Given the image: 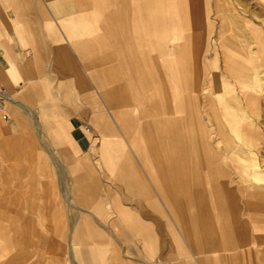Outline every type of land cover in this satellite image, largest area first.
<instances>
[{"label":"crops","instance_id":"obj_1","mask_svg":"<svg viewBox=\"0 0 264 264\" xmlns=\"http://www.w3.org/2000/svg\"><path fill=\"white\" fill-rule=\"evenodd\" d=\"M194 1L90 0L89 28L73 21L64 24L71 40L68 45L84 57L83 62L92 72L99 88L97 93L106 107L94 118L100 131L94 142L99 153L94 167L104 166L124 183L127 191L148 199L158 216L182 226L188 235L200 236L202 252L215 253L205 263L264 264V186L257 184V172L246 173L247 159H252L256 151H245L239 146L242 126L236 120L242 111L237 76L241 60L232 58L230 78L226 76L222 60L230 55L203 56V36L211 28L207 27L202 10ZM6 2L0 0V7ZM12 3L4 13L9 21L17 20L16 33L9 35L12 43L5 45L11 70L18 67L19 78L25 80L40 116L49 118L52 128L56 126L59 133L72 135L77 124L73 116L64 112L65 102L58 98L66 92L60 90L62 86L53 74L46 72L48 58L43 55L46 36L43 31L50 20L60 21L66 15V8L67 13L71 10V3L73 8V2L19 0ZM194 8L197 12L200 10L199 22L194 21ZM21 11L27 14L25 19L20 17ZM248 30V55L252 57L249 51L254 45L255 54L263 56L264 35L256 27ZM224 34L219 28V45L231 52H241L229 48ZM24 46L38 48L30 53L33 61L27 69L22 66L24 56L18 49ZM57 58H69L68 51L64 49ZM251 59L258 63L264 80V65L259 58ZM225 86L233 89L229 106L226 99L228 102L231 94L226 95ZM0 99L13 102L4 94ZM23 108L39 132L38 114ZM224 111H232L233 117L223 119ZM109 117L124 128L127 150L121 141L108 138L110 134L102 131L107 130ZM252 122L256 127V122ZM245 137L251 147H262L263 140L256 132L251 131ZM26 141V138H11L0 142V152L11 154L0 155V161L29 157L24 154L27 148L20 144ZM26 173L11 166H0V264H14V247L21 248L22 253L32 246L49 247L48 235L43 237L42 244L29 241L26 211L45 216L48 212L36 200L28 202L29 195L20 181ZM41 174L48 177L50 172L43 169ZM91 179L92 197L100 199V182L94 169ZM23 180L26 181L25 177ZM40 185L43 187V183ZM107 196L112 199L108 191ZM135 211L134 207L115 205L113 212L117 218L108 224L110 231L116 234L117 229L122 242L129 241L126 231L135 232L142 236L146 247H155L157 242L150 224ZM91 227L93 238L98 240L104 236L99 227L93 224ZM46 228H49L47 224ZM167 231L173 234L172 228L168 227ZM75 236L79 237L76 233ZM174 236L176 248L182 254L175 264H191L178 237ZM117 240L109 243L106 264H125L121 263ZM86 251L87 248L83 250ZM41 258L40 252L37 260Z\"/></svg>","mask_w":264,"mask_h":264},{"label":"rangeland","instance_id":"obj_2","mask_svg":"<svg viewBox=\"0 0 264 264\" xmlns=\"http://www.w3.org/2000/svg\"><path fill=\"white\" fill-rule=\"evenodd\" d=\"M17 1L19 0H7L6 4L0 7V92L10 96L13 100L10 102L0 99V142L11 138H26L27 141L20 144L21 147L24 145L27 148V153L24 154L29 155V157L32 155V158H6L3 162L0 161V166H11L18 172H27L20 181L24 184L25 191L29 195L28 202H35L36 200L42 209L44 211L46 209L48 212L45 216L40 215V213L37 214V212L26 211L30 232L29 241L42 244L43 237L48 235L46 240L49 247L32 246L27 249L26 253H22L21 248L14 247L12 252L16 253V259L13 263L54 264L53 260L56 259L57 264H60V261L67 264H106V258L109 255V243L118 239L121 263L175 264L178 263L176 258H180L182 255L174 243V235H176L191 264H217L216 262L205 263V259L214 258L215 253L202 252L203 246L200 236L198 238V236L188 235L182 231V226L158 216L153 211L148 199L139 193L127 191L124 183L104 166L94 167L99 156L94 142L100 136L94 118L102 113L106 107L97 93L99 88L92 78V72L86 68V64L83 62L84 57L75 48H70L68 43L71 40L68 31L64 29V24L70 21L79 22L83 28L90 27L92 22V10L89 6L90 2H88L90 0H71L73 8L71 3L69 5L71 10L67 13L66 8V15L57 23L50 20L51 22L49 21L46 27L44 26L45 31H43V36L46 33V36L43 37V55L48 58L46 72L53 74L55 80L62 86L60 90L66 92L60 94L58 98L65 102L62 104L66 108L64 112L73 116L71 118L77 124L72 135L59 133L56 126L53 125L54 129L52 128L49 118L40 116L36 105L31 100L25 80L19 78L18 67L14 66L11 70V62L6 54L8 47L5 45L12 43L13 39L9 35L16 33L17 20L9 21L8 16L4 13L5 10H9L11 2L14 5ZM196 2L203 12L206 23L211 24V31L209 33L207 31L203 36V56L212 58L213 52L218 58H222V54L230 55L231 59H228V63H223L226 76L230 78L233 76L231 74L232 58H240L241 60L239 75L237 76L240 82L239 92L242 111L240 116L238 115L236 118V120H240L239 123L242 126L240 146L245 151H252V149L256 151V155L252 157L253 160L247 159L245 169L246 173L257 172L256 182L258 185L264 186V80L261 79L258 63L255 64L254 60L251 59L259 58L260 55L255 54L254 45L250 48L249 52L252 55L250 57L247 50L246 52H231L227 47L219 45L218 41L220 21L224 20L227 22V20L236 19L235 22L241 25L239 26L240 31L239 28L233 27L227 29V36L225 35V37L227 40L229 37L230 43L237 45L246 43L248 41L247 34L250 33L248 29L252 27H256L264 35V0H195L194 3ZM14 15L16 14L14 13ZM19 15L24 19L27 17L24 11H21ZM195 15L200 20V10L197 12L194 8ZM69 18L72 19L65 20ZM3 19L4 25L2 24ZM243 25L245 27L242 28ZM236 36L240 39L238 40ZM2 43H5L4 47L1 46ZM18 49L24 56L22 58L23 68H30L33 61V56L30 53L38 50V48L24 46ZM64 49L68 51L69 58H57ZM230 49L237 50V48ZM260 58V63L263 65L264 55ZM222 60L225 61L224 58ZM99 63L101 62L99 61ZM223 64L221 63V65ZM256 65L257 68L255 69ZM243 68L249 71L244 72L245 69L243 70ZM229 92L231 99L228 100L230 103L226 99L228 106L232 104L233 89L232 86H225L226 95ZM23 107L38 114V121L41 126L39 132L34 126L32 117L26 113ZM227 113L229 116L225 117L226 120L230 119L233 112L228 111ZM252 121L256 122V127ZM84 125L90 129L89 133L84 131ZM245 125L247 126L245 127ZM102 131L110 134L108 138L121 141L124 150L128 149L129 145L126 140L124 141V128L119 125L117 120L109 117L107 130ZM251 131L252 133L256 132L262 138V147L253 148L248 143L245 136H248ZM233 133L236 134L235 131ZM5 153L1 151L0 155ZM6 154L7 156L11 155L9 152ZM43 169L50 172L48 177L41 174ZM92 169L96 171L99 178L100 199L92 197ZM230 176H233L232 172ZM24 177L26 181L23 180ZM41 183H43V187L40 185ZM87 186H91L89 191H84ZM107 191L110 192L112 199L107 198ZM114 204L121 207H134L136 209L135 214L150 224L157 245L153 248L146 247L142 236L135 232L126 231L129 237L128 242L131 243L128 247L129 243L122 242L117 229L116 234L112 233L108 224L117 218L113 212ZM92 224L102 231L104 235L102 238L97 240L92 237ZM168 227L173 229V234L167 231ZM75 233L78 234V238H76ZM76 247H78V251ZM85 248L87 251L84 253ZM76 251L79 252V255ZM40 252L41 261L37 260ZM80 252L84 253L85 260L83 261ZM172 258L175 259L168 261Z\"/></svg>","mask_w":264,"mask_h":264},{"label":"bare ground","instance_id":"obj_3","mask_svg":"<svg viewBox=\"0 0 264 264\" xmlns=\"http://www.w3.org/2000/svg\"><path fill=\"white\" fill-rule=\"evenodd\" d=\"M216 15H218L217 13H216ZM198 19H199V17L197 16V15H195L194 16V21H196V22H199L198 21ZM235 20L236 19H232V20H230V21H228L227 20V22L224 20V21H220V28L222 29V33L224 34V36L226 35V31H227V29H231L232 27L233 28H239V26H241V25H238L236 22H235ZM238 21V20H237ZM207 27L208 28H211V26L207 23ZM243 27H245L244 25L242 26V28ZM237 30V29H236ZM241 30V28H239V31ZM238 31V34H240V32ZM253 32H254V30H252ZM231 32H233V31H231ZM237 32V31H236ZM242 32V31H241ZM246 33H247V31H245ZM229 33H230V31H229ZM233 34V33H232ZM237 37V36H236ZM245 37V36H244ZM243 37V38H244ZM259 40H261V38H259V37H257ZM237 39H238V37H237ZM240 39V38H239ZM238 39V40H239ZM242 39V38H241ZM246 39V38H245ZM234 40V39H233ZM235 41V40H234ZM237 41V40H236ZM224 42H228L227 44H228V46L230 47V48H237V50H240L241 52H246V50H248L247 48H248V45H249V41H245L246 43H242V44H240V45H237V44H235V43H230L229 42V40L227 41V39L224 41ZM238 42V41H237ZM226 43L224 44V45H226ZM239 43V42H238ZM264 43V42H263ZM225 47V46H224ZM236 50V49H235ZM214 53V52H213ZM258 54V53H257ZM259 54H260V52H259ZM216 54L214 53V57L216 58ZM259 56V55H258ZM260 57H262V56H260ZM259 57V58H260ZM225 59V61L224 62H227L228 63V59H231V58H224ZM261 59V58H260ZM263 63H264V61H263ZM225 65H227V64H225ZM231 64L229 63V66H230ZM264 65V64H263ZM229 68V67H228ZM240 68V67H239ZM227 69V68H226ZM245 69V70H244ZM228 70H230V69H228ZM232 70V69H231ZM243 70H244V72L247 70L246 68H243ZM218 71V70H217ZM216 71V72H217ZM247 71H249V70H247ZM233 72V71H232ZM235 72V71H234ZM231 73V72H230ZM232 74V73H231ZM236 74H237V72H236ZM227 75H229V74H227ZM226 77V76H225ZM212 78V77H211ZM237 78V77H236ZM213 80V79H212ZM227 80V79H226ZM212 83H213V81H212ZM220 93V92H219ZM3 96V92H0V97H2ZM259 104V103H258ZM248 107V106H247ZM228 111H224L222 114H223V119H225V117H228L229 115H228V113H227ZM258 114V113H257ZM247 125H245V127H246ZM226 142V141H225ZM240 146V145H239ZM220 148V147H219Z\"/></svg>","mask_w":264,"mask_h":264},{"label":"built area","instance_id":"obj_4","mask_svg":"<svg viewBox=\"0 0 264 264\" xmlns=\"http://www.w3.org/2000/svg\"><path fill=\"white\" fill-rule=\"evenodd\" d=\"M83 129H84V131H85L86 133H89V130H90V129L88 128L87 125H84V126H83Z\"/></svg>","mask_w":264,"mask_h":264}]
</instances>
